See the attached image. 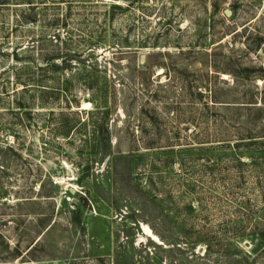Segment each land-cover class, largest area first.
<instances>
[{
	"label": "rangeland",
	"instance_id": "1",
	"mask_svg": "<svg viewBox=\"0 0 264 264\" xmlns=\"http://www.w3.org/2000/svg\"><path fill=\"white\" fill-rule=\"evenodd\" d=\"M8 3L0 264H264V0Z\"/></svg>",
	"mask_w": 264,
	"mask_h": 264
},
{
	"label": "trees",
	"instance_id": "2",
	"mask_svg": "<svg viewBox=\"0 0 264 264\" xmlns=\"http://www.w3.org/2000/svg\"><path fill=\"white\" fill-rule=\"evenodd\" d=\"M9 0H0V4H4V5H7L9 4L8 3ZM38 68L41 67V66H37ZM101 131H102V135H106L107 131L106 129H102L101 128ZM255 134L249 132L247 133L246 137L247 138H241V139H238V140H244L242 141L241 143H234V144H243V147L245 148H252L254 147L255 145H257L256 142L258 141H252L253 138H257V137H254ZM246 140H249V141H246ZM258 149L262 148V147H257ZM261 158H256L254 159L252 162H251V165L254 167H256L257 165H259V161H260ZM246 164V163H245ZM191 209V207H190ZM152 232L161 240L163 241L164 238L162 236V234L160 232H158V229H156L154 226L152 225H149ZM264 230V229H263ZM264 233V231H263ZM264 236V235H263ZM194 240V239H193ZM196 240H199V239H195L194 241H192L193 243H183L184 244V247H183V252L182 254H184V264H192V263H196L198 262L197 264H219V263H227V264H243V262H247L248 261V258H243L241 257L239 254H229L227 253L226 251H228L226 248H224V246L222 245H218L217 247H213V246H208L206 245V248L204 250V253L202 256H197L195 254H193V250L195 249V245L197 242H203L201 240L199 241H196ZM164 242V241H163ZM214 248H219V249H214ZM189 249H192L188 252ZM212 250H214V252H212ZM223 260V262H222Z\"/></svg>",
	"mask_w": 264,
	"mask_h": 264
},
{
	"label": "water",
	"instance_id": "3",
	"mask_svg": "<svg viewBox=\"0 0 264 264\" xmlns=\"http://www.w3.org/2000/svg\"><path fill=\"white\" fill-rule=\"evenodd\" d=\"M226 15H230V12L229 11H225ZM144 57H141V60H143ZM39 66H41V64H39Z\"/></svg>",
	"mask_w": 264,
	"mask_h": 264
}]
</instances>
